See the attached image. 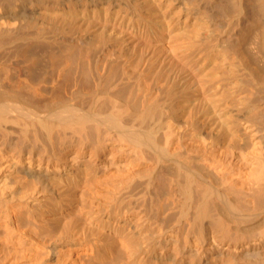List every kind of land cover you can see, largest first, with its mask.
Instances as JSON below:
<instances>
[{"label":"bare ground","instance_id":"obj_1","mask_svg":"<svg viewBox=\"0 0 264 264\" xmlns=\"http://www.w3.org/2000/svg\"><path fill=\"white\" fill-rule=\"evenodd\" d=\"M0 264H264V0H0Z\"/></svg>","mask_w":264,"mask_h":264}]
</instances>
